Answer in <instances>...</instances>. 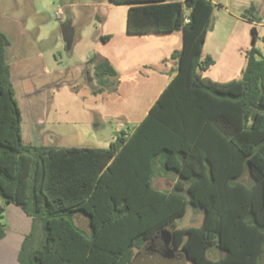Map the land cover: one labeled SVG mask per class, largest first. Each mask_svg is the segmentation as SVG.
Here are the masks:
<instances>
[{
	"label": "trees",
	"instance_id": "1",
	"mask_svg": "<svg viewBox=\"0 0 264 264\" xmlns=\"http://www.w3.org/2000/svg\"><path fill=\"white\" fill-rule=\"evenodd\" d=\"M110 1L129 5L130 33L182 31L176 72L138 125L107 148L26 143L6 58L11 41L0 30V240L14 202L32 217L21 264H134L193 207L201 223L171 233L187 260L264 264V51L247 50L241 78L215 81L202 75L215 64L203 57L212 0H190V8L186 0ZM246 13L257 19L254 5ZM88 61L102 82L119 75L105 57ZM159 158L177 175L169 189L154 185ZM80 212L89 229L77 223ZM212 247L224 253L211 257Z\"/></svg>",
	"mask_w": 264,
	"mask_h": 264
},
{
	"label": "rangeland",
	"instance_id": "2",
	"mask_svg": "<svg viewBox=\"0 0 264 264\" xmlns=\"http://www.w3.org/2000/svg\"><path fill=\"white\" fill-rule=\"evenodd\" d=\"M213 1L203 57L212 53L216 63L202 75L221 82L241 78L247 50L254 45L264 49V24H259L264 23V0ZM253 5L254 21L246 13ZM127 11V4L110 0H0V30L12 44L8 53L11 79L23 112L25 142L107 148L122 131H132L144 118L174 73L176 60L136 67L110 77L107 83L95 75L88 61L93 54L104 57L123 46ZM107 35L113 38L106 40ZM95 89L102 90L96 93ZM176 179V173L159 158L154 185L169 189ZM76 221L89 229L84 213H78ZM201 221L202 214L189 207L186 215L174 219L144 250L137 251L134 264H168L166 248L176 251L184 264H192L173 248L171 233ZM222 253L217 247L209 250L211 257Z\"/></svg>",
	"mask_w": 264,
	"mask_h": 264
},
{
	"label": "crops",
	"instance_id": "3",
	"mask_svg": "<svg viewBox=\"0 0 264 264\" xmlns=\"http://www.w3.org/2000/svg\"><path fill=\"white\" fill-rule=\"evenodd\" d=\"M128 11H129V5H128ZM128 11H127V19H128ZM259 24H264V23L259 22ZM126 30H127V26H126ZM135 35H139L136 37H144V38H141V40H139L138 38H135ZM112 38L113 37L110 36V38L106 40H110ZM124 38L125 39L123 46L117 52L111 55L104 56L111 62V64L119 72V75L126 73L127 71L136 67L138 68L141 66H155L158 63H162V62L164 63L166 61H169L170 59H173L172 53L175 50H180L183 46V33L180 30H175L171 32H150V33H130L127 30L126 36H124ZM263 39H264V35H263ZM207 41H208V34L204 45V49L206 47ZM137 43H139V45H135ZM11 45L12 44L10 43L6 47V58L8 64L10 65L11 78H12L13 67L11 61L9 60V54H8ZM260 50L264 51V49H260ZM175 72L176 69H174V73L171 75L166 85L156 95L153 103L160 96L161 92L167 86V84L169 83ZM149 109L146 111V114L148 113ZM22 117H23V112H22ZM4 200H5L4 196L0 191V205L3 204ZM1 222L3 224H6L7 232L6 235L0 240V264H21L19 261V251L22 247L25 236L31 231L32 217L28 215L20 205L14 202H9L7 203L6 211L4 213V218L2 219ZM222 254L216 255V257H220Z\"/></svg>",
	"mask_w": 264,
	"mask_h": 264
},
{
	"label": "water",
	"instance_id": "4",
	"mask_svg": "<svg viewBox=\"0 0 264 264\" xmlns=\"http://www.w3.org/2000/svg\"><path fill=\"white\" fill-rule=\"evenodd\" d=\"M192 5H193V3H192V1H190V0H186V6L187 7H192ZM64 33L66 34L67 33V30L64 28ZM163 231V230H162ZM162 231H160L157 235H156V237L157 236H159L161 233H162ZM166 248V247H165ZM166 251H167V253H168V256H169V258H170V262H168V264H184V261H183V258L181 257V256H178L177 254H176V251H174V250H167V248H166Z\"/></svg>",
	"mask_w": 264,
	"mask_h": 264
},
{
	"label": "built area",
	"instance_id": "5",
	"mask_svg": "<svg viewBox=\"0 0 264 264\" xmlns=\"http://www.w3.org/2000/svg\"><path fill=\"white\" fill-rule=\"evenodd\" d=\"M57 15L62 16L61 10H58Z\"/></svg>",
	"mask_w": 264,
	"mask_h": 264
}]
</instances>
